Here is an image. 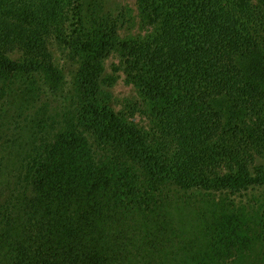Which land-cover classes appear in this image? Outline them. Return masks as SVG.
I'll use <instances>...</instances> for the list:
<instances>
[{
  "label": "trees",
  "instance_id": "16d2710c",
  "mask_svg": "<svg viewBox=\"0 0 264 264\" xmlns=\"http://www.w3.org/2000/svg\"><path fill=\"white\" fill-rule=\"evenodd\" d=\"M110 1L0 0V264H241L264 249V0H136L124 40ZM113 53L148 131L105 101Z\"/></svg>",
  "mask_w": 264,
  "mask_h": 264
},
{
  "label": "rangeland",
  "instance_id": "374dc122",
  "mask_svg": "<svg viewBox=\"0 0 264 264\" xmlns=\"http://www.w3.org/2000/svg\"><path fill=\"white\" fill-rule=\"evenodd\" d=\"M111 11L118 19L117 36L119 39L143 37L149 31L140 18L136 0H111ZM51 55L56 68H59L60 51L55 43L50 45ZM15 58V56L13 55ZM102 89L107 105L122 119L133 123L137 128L148 131L151 127L149 109L138 94L137 89L119 68L118 56L113 53L102 64ZM117 68L115 70L114 68ZM255 166L264 167V155L257 156ZM256 247L241 264H264V249Z\"/></svg>",
  "mask_w": 264,
  "mask_h": 264
}]
</instances>
